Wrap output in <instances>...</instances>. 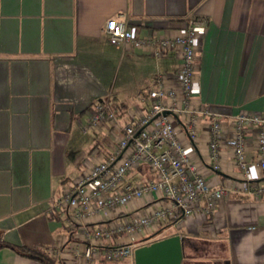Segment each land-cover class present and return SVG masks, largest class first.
<instances>
[{
  "label": "crops",
  "instance_id": "crops-1",
  "mask_svg": "<svg viewBox=\"0 0 264 264\" xmlns=\"http://www.w3.org/2000/svg\"><path fill=\"white\" fill-rule=\"evenodd\" d=\"M190 15L208 20L197 41L193 103L223 117L220 168L210 163L212 116L201 117L195 140L181 116H174L177 131L213 187L264 186V169L253 163L245 175L226 144L233 117L264 111V0H0V264H44L9 245L68 249L77 240L72 209L53 206L93 165L115 154L120 133L109 124L82 132L94 103L112 95L125 125L151 113L150 91L159 76L168 86L177 84V49L156 57L134 45H114L106 22L123 19L138 37L175 36ZM248 135L253 162L255 131ZM154 178L144 164L128 175L142 184ZM161 203L152 195L129 208L144 214ZM124 217L133 220L135 213L114 209L93 224L106 228ZM166 225L150 230L166 237L177 228L185 251L200 264H264V192H232L211 213ZM143 234L118 235L114 242ZM51 258L68 264L71 255ZM94 264L134 260L109 263L99 256Z\"/></svg>",
  "mask_w": 264,
  "mask_h": 264
},
{
  "label": "built area",
  "instance_id": "built-area-1",
  "mask_svg": "<svg viewBox=\"0 0 264 264\" xmlns=\"http://www.w3.org/2000/svg\"><path fill=\"white\" fill-rule=\"evenodd\" d=\"M207 23L205 18L190 15L181 34L144 38L136 36L123 19L111 18L106 22L105 31L114 45H134L152 51L156 57L163 56L168 49H177L181 58L175 75L177 84L168 86L165 76H159L150 91L151 113L138 122L122 125L110 94L91 107L86 122L81 123L82 132L88 133L109 124L120 132L118 147L109 160L93 165L53 206L72 209L78 227L77 240L71 247L46 249L57 262L65 261L67 254L71 255L68 264H94L99 256L109 263L134 260L138 246L159 237L160 232L153 234L152 230L157 231L161 222L172 220L177 225L195 214L211 213L232 192L245 195L264 192V186L249 181L242 188L213 187L199 172L177 131L174 116H181L189 137L195 140L201 117L212 116L209 125L210 163L214 169L220 168L221 139L227 131L223 117L208 107H197L193 103L197 41ZM166 111L171 114H166ZM150 123H153L152 128H148ZM227 129L226 144L245 175L249 174L253 163L264 169V111L240 113L230 120ZM252 131H255L258 151L257 160L253 162L247 158L248 134ZM143 164L154 171L155 178L144 184L131 182L128 175ZM152 195L165 203L144 214L129 208L136 201L150 200ZM114 209L135 213V217L133 220L125 217L123 220L115 219L106 228L94 227L93 223L108 218ZM140 231L144 232L145 238H132L127 243L114 242L118 235L132 237Z\"/></svg>",
  "mask_w": 264,
  "mask_h": 264
},
{
  "label": "water",
  "instance_id": "water-1",
  "mask_svg": "<svg viewBox=\"0 0 264 264\" xmlns=\"http://www.w3.org/2000/svg\"><path fill=\"white\" fill-rule=\"evenodd\" d=\"M183 261L184 240L179 233L140 245L134 254V264H183Z\"/></svg>",
  "mask_w": 264,
  "mask_h": 264
},
{
  "label": "trees",
  "instance_id": "trees-1",
  "mask_svg": "<svg viewBox=\"0 0 264 264\" xmlns=\"http://www.w3.org/2000/svg\"><path fill=\"white\" fill-rule=\"evenodd\" d=\"M174 223V221H169L168 225H166L164 228L172 225ZM2 245H7L6 243L2 244ZM11 246L13 249L17 250L18 252L28 255L32 258L38 259L40 261H42L44 264H54V260L50 257V255L46 252V250L44 248L41 247H37V248H27V247H18V246H13V245H9ZM183 264H200L199 261H195L194 257L191 256L188 252L185 251L184 248V261Z\"/></svg>",
  "mask_w": 264,
  "mask_h": 264
},
{
  "label": "rangeland",
  "instance_id": "rangeland-1",
  "mask_svg": "<svg viewBox=\"0 0 264 264\" xmlns=\"http://www.w3.org/2000/svg\"><path fill=\"white\" fill-rule=\"evenodd\" d=\"M177 230H178L177 228L172 229V230L168 231L167 235L174 234L177 232ZM201 258H204V257H201ZM199 260H202V259H199Z\"/></svg>",
  "mask_w": 264,
  "mask_h": 264
},
{
  "label": "flooded vegetation",
  "instance_id": "flooded-vegetation-1",
  "mask_svg": "<svg viewBox=\"0 0 264 264\" xmlns=\"http://www.w3.org/2000/svg\"><path fill=\"white\" fill-rule=\"evenodd\" d=\"M160 238H162V237H159V238H157V239H160ZM157 239H155V240H157Z\"/></svg>",
  "mask_w": 264,
  "mask_h": 264
}]
</instances>
